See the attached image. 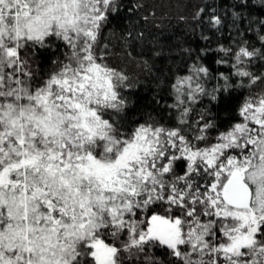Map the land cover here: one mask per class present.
<instances>
[{"label":"snow or ice","instance_id":"obj_1","mask_svg":"<svg viewBox=\"0 0 264 264\" xmlns=\"http://www.w3.org/2000/svg\"><path fill=\"white\" fill-rule=\"evenodd\" d=\"M135 7L0 0V264H264V0L208 6L228 44L182 47L151 111L105 43L152 70Z\"/></svg>","mask_w":264,"mask_h":264},{"label":"trees","instance_id":"obj_2","mask_svg":"<svg viewBox=\"0 0 264 264\" xmlns=\"http://www.w3.org/2000/svg\"><path fill=\"white\" fill-rule=\"evenodd\" d=\"M128 2L137 6L131 15L151 42L150 47L160 52L159 56H152L150 59L152 70L146 69L141 63L142 59L148 57H138L134 60L127 55L119 29L106 33L105 43L108 44L111 62L129 76L133 91L145 98L146 109L151 111L148 102L157 88L155 76L167 74L173 66V61L179 63L178 55L182 47L215 49L221 43L228 44V29L220 35L207 23L208 6L221 3L226 5L228 0H128ZM200 9H204V13L198 16ZM219 10L217 7V11ZM204 36H208L209 39L204 40ZM26 55L33 70L40 74L50 67L40 56H33L30 52Z\"/></svg>","mask_w":264,"mask_h":264}]
</instances>
